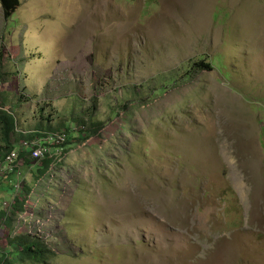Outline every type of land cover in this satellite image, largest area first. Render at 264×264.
Here are the masks:
<instances>
[{"label": "rangeland", "instance_id": "obj_1", "mask_svg": "<svg viewBox=\"0 0 264 264\" xmlns=\"http://www.w3.org/2000/svg\"><path fill=\"white\" fill-rule=\"evenodd\" d=\"M0 106V162L68 132L0 178V258L264 264V0L0 3Z\"/></svg>", "mask_w": 264, "mask_h": 264}, {"label": "trees", "instance_id": "obj_2", "mask_svg": "<svg viewBox=\"0 0 264 264\" xmlns=\"http://www.w3.org/2000/svg\"><path fill=\"white\" fill-rule=\"evenodd\" d=\"M0 3L2 5L5 16L9 17V15L13 13L15 9L18 7L19 0H0ZM0 125H1L2 140L5 142V145H7L6 147H9V144L11 143V139H12L10 138V136L16 129V122L11 117V115L4 112L0 114ZM64 132L66 133V140L62 144H59V145L52 144V143L48 144V146L51 147L53 151L51 155L41 160V161H44V167L47 168L51 164V159H48V158H52L53 156H55L56 151L58 149L62 151L66 149V144L68 143V132L67 131H64ZM37 135L42 136L39 134ZM43 139L45 138H41V140ZM24 156L29 157V154L21 151L19 154V159L21 157L23 158ZM26 161L29 163V160H27V158H26ZM5 176H8L9 178L10 174L4 175L2 178H4ZM11 183H12V179H11ZM8 204H9L8 208L11 207V204L9 202ZM1 211L4 213L3 208L1 209ZM0 215L2 214L0 213ZM6 219L7 218L5 215L1 217V220L5 221ZM8 244L10 246V250L5 255L1 256L0 264H45L46 261L50 258V254H52L51 252L48 251V249L46 248L43 242H41L40 240L31 238L29 236H25V237L23 236L10 237L9 236Z\"/></svg>", "mask_w": 264, "mask_h": 264}, {"label": "built area", "instance_id": "obj_3", "mask_svg": "<svg viewBox=\"0 0 264 264\" xmlns=\"http://www.w3.org/2000/svg\"><path fill=\"white\" fill-rule=\"evenodd\" d=\"M37 138V137H34ZM66 140V133L64 131L50 135L46 134V138L40 141L36 140H26L21 144L20 150L13 149L5 158L0 162V178L4 175H17V169L19 164V154L21 151L28 153L29 157L34 159L36 162H39L52 154V148L48 146L49 143L52 144H62ZM45 141V142H41ZM60 149L56 151V154L60 153ZM31 152V153H29ZM20 179L16 177L12 181V186L16 192L21 190ZM4 209L8 208V202L2 203Z\"/></svg>", "mask_w": 264, "mask_h": 264}, {"label": "clouds", "instance_id": "obj_4", "mask_svg": "<svg viewBox=\"0 0 264 264\" xmlns=\"http://www.w3.org/2000/svg\"><path fill=\"white\" fill-rule=\"evenodd\" d=\"M16 179V178H15Z\"/></svg>", "mask_w": 264, "mask_h": 264}]
</instances>
